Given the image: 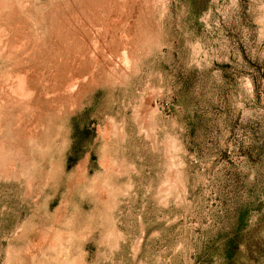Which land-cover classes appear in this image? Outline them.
<instances>
[{"label":"rangeland","instance_id":"obj_1","mask_svg":"<svg viewBox=\"0 0 264 264\" xmlns=\"http://www.w3.org/2000/svg\"><path fill=\"white\" fill-rule=\"evenodd\" d=\"M0 264H264V0H0Z\"/></svg>","mask_w":264,"mask_h":264}]
</instances>
